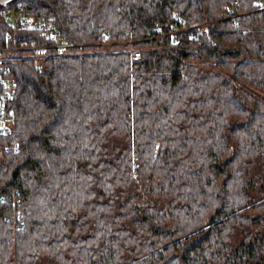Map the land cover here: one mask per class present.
I'll return each mask as SVG.
<instances>
[{
	"label": "trees",
	"instance_id": "16d2710c",
	"mask_svg": "<svg viewBox=\"0 0 264 264\" xmlns=\"http://www.w3.org/2000/svg\"><path fill=\"white\" fill-rule=\"evenodd\" d=\"M20 1L82 47L11 64L0 264H264V0Z\"/></svg>",
	"mask_w": 264,
	"mask_h": 264
},
{
	"label": "built area",
	"instance_id": "2783aa9c",
	"mask_svg": "<svg viewBox=\"0 0 264 264\" xmlns=\"http://www.w3.org/2000/svg\"><path fill=\"white\" fill-rule=\"evenodd\" d=\"M224 10L230 17L238 14L236 1L224 4ZM0 18L6 25L3 32H0V137H2L10 132L13 123L10 104L16 91V82L11 74L12 62L17 58L76 54L80 53L82 45L73 43L64 36L53 16L34 14L20 0H9L1 4ZM173 20L174 25L169 30L156 23L155 35H172L190 28L184 24V18L178 13H174ZM193 27L198 28L199 25ZM102 33L105 34L106 31L102 30ZM190 37H196V33H192ZM112 44L113 42L108 40L100 42V46L105 50H110ZM128 51L132 59H137L141 55V49L136 47H129ZM9 146L0 142V150ZM12 146L16 148V144Z\"/></svg>",
	"mask_w": 264,
	"mask_h": 264
},
{
	"label": "rangeland",
	"instance_id": "374dc122",
	"mask_svg": "<svg viewBox=\"0 0 264 264\" xmlns=\"http://www.w3.org/2000/svg\"><path fill=\"white\" fill-rule=\"evenodd\" d=\"M157 37H159L160 35H156ZM152 37H154V35H152ZM149 38H151V36H149ZM130 47H136V48H139L141 49L140 47H137V46H130ZM107 49V48H106ZM111 50V49H110Z\"/></svg>",
	"mask_w": 264,
	"mask_h": 264
},
{
	"label": "water",
	"instance_id": "95a60500",
	"mask_svg": "<svg viewBox=\"0 0 264 264\" xmlns=\"http://www.w3.org/2000/svg\"><path fill=\"white\" fill-rule=\"evenodd\" d=\"M7 1H9V0H2V1H1V4H4V3H6Z\"/></svg>",
	"mask_w": 264,
	"mask_h": 264
},
{
	"label": "flooded vegetation",
	"instance_id": "af4514ba",
	"mask_svg": "<svg viewBox=\"0 0 264 264\" xmlns=\"http://www.w3.org/2000/svg\"><path fill=\"white\" fill-rule=\"evenodd\" d=\"M1 1H2V0H0V5H1Z\"/></svg>",
	"mask_w": 264,
	"mask_h": 264
}]
</instances>
